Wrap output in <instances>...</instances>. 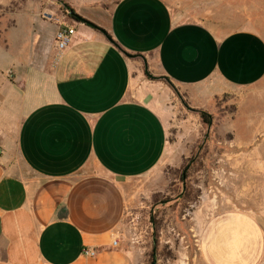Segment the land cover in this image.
<instances>
[{
    "label": "crops",
    "instance_id": "obj_1",
    "mask_svg": "<svg viewBox=\"0 0 264 264\" xmlns=\"http://www.w3.org/2000/svg\"><path fill=\"white\" fill-rule=\"evenodd\" d=\"M60 1L90 25L0 0V264H145L127 208L185 156L195 128L172 138L190 123L173 103L264 102V37L226 32L193 0ZM56 20L74 29L58 57ZM199 255L264 264V233L247 212L222 214L204 223Z\"/></svg>",
    "mask_w": 264,
    "mask_h": 264
},
{
    "label": "rangeland",
    "instance_id": "obj_2",
    "mask_svg": "<svg viewBox=\"0 0 264 264\" xmlns=\"http://www.w3.org/2000/svg\"><path fill=\"white\" fill-rule=\"evenodd\" d=\"M193 1L196 13L203 11L210 14L212 20L225 22L226 32L248 29L264 37V0ZM27 5L39 8V18L47 22L57 19L53 15L56 9L62 12L64 8L60 0H18L19 8ZM261 90L258 89L254 99H261ZM250 95V92L246 94V102L240 106L229 96L218 98L210 110L204 111L212 118L207 129L195 113L181 104L183 95L179 94L180 100L173 103L176 123L182 124L181 120L190 123L182 129L179 125L172 129V138L185 133L190 126L195 130L187 137L189 142L180 143V151L185 156L178 159L176 167L168 168H183L184 160L192 159L186 182L193 200L170 207L168 201L179 192L182 194L184 189L181 190L179 172L168 174V168L164 170L161 188L131 192L126 219L130 234L127 232V236L129 242L143 252L145 264L153 249H156L154 264H203L199 240L204 223L231 211L249 213L264 233V102L250 101ZM242 115L251 117V127L240 119ZM205 135L208 139L203 149H196ZM198 154L202 157L200 165L195 163ZM170 183L176 186L168 190ZM154 194L164 202L155 219L156 243L150 224Z\"/></svg>",
    "mask_w": 264,
    "mask_h": 264
},
{
    "label": "trees",
    "instance_id": "obj_3",
    "mask_svg": "<svg viewBox=\"0 0 264 264\" xmlns=\"http://www.w3.org/2000/svg\"><path fill=\"white\" fill-rule=\"evenodd\" d=\"M63 6V5H62ZM64 8L61 9V11L63 12L64 16L72 21L78 22L79 20L77 19V16L74 14L73 10H71V8H69L68 6L64 5ZM79 17V16H78ZM184 102H182L181 104L187 109V110H191L193 113H195L198 117L199 120L202 124V126L207 129L208 127L211 126V116L209 114H207L206 112L202 111V110H193L190 109L189 104L184 100V98H182ZM207 135L203 136L202 141L200 142V144L196 147V149H203V146L205 144L204 141H207ZM173 139H170V142H172ZM203 145V146H202ZM201 153V152H200ZM200 154H198V158L195 160V163H199V165L202 163V157H199ZM185 164L183 165V168H178V169H171L168 168V174L169 173H173V174H177L179 172L178 175V179L181 183V190L184 189V192L182 194H180V192L175 196V198H173V200H169L168 202H171L170 207L173 205H178V204H182L184 202H189L193 200V197H191V193L189 191V189H187V182L186 179L188 178V174L190 172V170L192 169L193 164L191 163L192 159L188 158L185 159ZM183 161V162H184ZM191 163V164H190ZM173 186H176V184L174 183H170L168 188V190H171ZM163 201L159 200V195L158 194H154L152 195V205H151V210H150V224H151V232L153 234V241L154 243L157 242L156 240V234L158 229L156 228V222L155 219L158 217V211L159 208L163 207ZM155 245V244H154ZM156 249H153L151 251V253L149 254V260L147 264H154L156 262Z\"/></svg>",
    "mask_w": 264,
    "mask_h": 264
},
{
    "label": "built area",
    "instance_id": "obj_4",
    "mask_svg": "<svg viewBox=\"0 0 264 264\" xmlns=\"http://www.w3.org/2000/svg\"><path fill=\"white\" fill-rule=\"evenodd\" d=\"M66 18V17H65ZM58 28L54 36L55 46H56V55L57 57L63 53L70 45L72 37L74 35V29L66 26L65 24L59 23L58 20ZM1 156V151H0ZM113 247L117 246V241L112 243ZM97 254L95 249L85 248L82 250V255L86 257H95Z\"/></svg>",
    "mask_w": 264,
    "mask_h": 264
},
{
    "label": "water",
    "instance_id": "obj_5",
    "mask_svg": "<svg viewBox=\"0 0 264 264\" xmlns=\"http://www.w3.org/2000/svg\"><path fill=\"white\" fill-rule=\"evenodd\" d=\"M76 15V14H75ZM77 16V15H76ZM77 19L80 21V22H82V23H85V24H89L88 22H86L85 20H83L82 18H80V17H78L77 16ZM90 25V24H89ZM103 35H104V37L110 42V43H112L114 46H116V44H114L113 42H112V40L106 35V33L105 32H103V31H100ZM117 48H118V46H117ZM181 103H182V101H181Z\"/></svg>",
    "mask_w": 264,
    "mask_h": 264
}]
</instances>
